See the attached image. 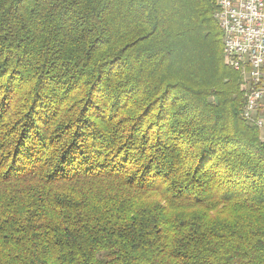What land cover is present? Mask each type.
I'll return each mask as SVG.
<instances>
[{
    "label": "trees",
    "instance_id": "obj_1",
    "mask_svg": "<svg viewBox=\"0 0 264 264\" xmlns=\"http://www.w3.org/2000/svg\"><path fill=\"white\" fill-rule=\"evenodd\" d=\"M216 7L0 0V264H264Z\"/></svg>",
    "mask_w": 264,
    "mask_h": 264
},
{
    "label": "built area",
    "instance_id": "obj_2",
    "mask_svg": "<svg viewBox=\"0 0 264 264\" xmlns=\"http://www.w3.org/2000/svg\"><path fill=\"white\" fill-rule=\"evenodd\" d=\"M223 18L228 66L242 77L245 93L241 118L264 129V0H216Z\"/></svg>",
    "mask_w": 264,
    "mask_h": 264
},
{
    "label": "rangeland",
    "instance_id": "obj_3",
    "mask_svg": "<svg viewBox=\"0 0 264 264\" xmlns=\"http://www.w3.org/2000/svg\"><path fill=\"white\" fill-rule=\"evenodd\" d=\"M216 11H217V7H216ZM215 11V12H216ZM215 12H214V18H215ZM215 20H216V18H215ZM216 22H217V20H216ZM218 23V22H217ZM219 25V24H218ZM220 27V26H219ZM221 29V28H220ZM221 31H223V30H221ZM222 43H223V32H222ZM223 48H224V44H223ZM222 61H223V64L224 65H226L228 68H230L228 65H227V62H226V57H225V54L223 53V56H222ZM231 69V68H230ZM231 70H233V69H231ZM234 71V70H233ZM236 72V71H235ZM238 73V72H237ZM239 74V73H238ZM239 90H240V92H241V94H242V97H243V102H244V93H245V89H244V85L246 84V83H244L243 82V79H242V77L239 75ZM243 105V104H242ZM242 107V106H241ZM248 124H250V123H248ZM251 125V124H250ZM253 126V125H252ZM253 127H255V126H253ZM256 128V127H255ZM257 129V131L259 132V136H260V138L262 139V140H264V129H262V130H259L258 128H256Z\"/></svg>",
    "mask_w": 264,
    "mask_h": 264
},
{
    "label": "bare ground",
    "instance_id": "obj_4",
    "mask_svg": "<svg viewBox=\"0 0 264 264\" xmlns=\"http://www.w3.org/2000/svg\"><path fill=\"white\" fill-rule=\"evenodd\" d=\"M216 17H217V19H218V21H219V23L223 29V18L221 16H216ZM224 45H225V53L228 56V54H227V42H224Z\"/></svg>",
    "mask_w": 264,
    "mask_h": 264
}]
</instances>
